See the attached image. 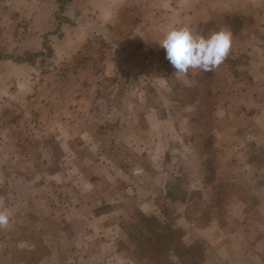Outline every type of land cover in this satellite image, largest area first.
Instances as JSON below:
<instances>
[{"label":"crops","instance_id":"1","mask_svg":"<svg viewBox=\"0 0 264 264\" xmlns=\"http://www.w3.org/2000/svg\"><path fill=\"white\" fill-rule=\"evenodd\" d=\"M101 2L0 0V118L18 111L11 105L16 100L22 108L31 95L41 98L35 90L42 84L38 72L24 54L34 52L31 55L38 57L46 47L66 53L67 30L71 44L81 48L86 43L98 58L94 61L100 53L106 54L102 59L107 60L106 67L112 51H124L118 76L121 83L128 80L135 85L136 95L130 99L157 102L156 111L152 107L128 114L134 132L142 134L132 147L152 165L157 161L142 151L160 148L166 154L162 190L152 177L154 190H160L166 205L163 211L146 212L137 203L136 232L122 222L99 225L96 221L86 223L88 230L82 235L79 222L65 215L56 218L57 209H62L58 198L62 191L55 189L58 194L52 201L53 189L33 184L28 172L14 162L9 165L0 151V199L13 214L9 227L0 230V264H264V0ZM47 21L55 24L46 27ZM183 26L205 36L230 31V54L211 72L190 70L187 76L178 73L180 79L160 77L156 74L160 66L171 67L172 73L175 69L167 59L165 64L155 56L146 60L143 53L164 52L158 43L166 31ZM66 83L54 93L56 101L68 98L79 84L76 79ZM137 83L147 85L145 93ZM71 98L85 104L78 92ZM87 99L91 103L96 98ZM7 100L13 111L2 108ZM153 114L168 136L152 129ZM172 145L183 147L182 155L175 157ZM175 189L179 196L172 199ZM64 208L68 210L66 204ZM104 208L98 210L103 220L122 217L121 204ZM163 215L173 219L165 224L167 234L154 223L162 222ZM95 236L102 246L92 253Z\"/></svg>","mask_w":264,"mask_h":264},{"label":"rangeland","instance_id":"2","mask_svg":"<svg viewBox=\"0 0 264 264\" xmlns=\"http://www.w3.org/2000/svg\"><path fill=\"white\" fill-rule=\"evenodd\" d=\"M98 1L101 2V0ZM44 22L43 19L39 21L41 28L44 27L42 26ZM54 24L55 21H47L46 27ZM67 24L68 22L64 24L65 31ZM66 32H64V37L67 38L66 47H63L66 53L60 55L55 52V49L44 47L45 49L38 57L31 55L34 52L24 54L38 72L39 81L42 84L41 89L35 88V90L36 96L41 93V98L32 99L33 95H31L32 98L29 100H23L22 108L21 101L16 100L14 104H11L9 100L4 101L2 108L11 104L18 111H14L11 115L4 114L0 118L1 156L9 160V165L14 162L16 168L28 172L33 184L40 183L43 188L53 189L55 192H53L52 201L58 194L55 189H60L62 196L59 195L58 198L62 199L60 200L62 209L61 211L57 209L56 218L65 215L67 219L79 222V225L81 224L78 227L79 233L88 230L86 223L94 224L96 221L99 225L122 222L129 226L128 230L132 229V232H136L135 228L137 229L138 226L134 222L136 215L134 208L137 203L141 202L146 212L152 209L153 211L164 210L166 204L158 193L166 182L163 172H166L167 168L166 154L160 148L158 150L146 148L142 151L148 156L152 155L157 161L152 165L148 162V157L141 156V153L134 146L132 147L133 141L139 142L142 134L134 132L135 124L129 122L132 114L128 113L137 109L142 113L153 108L152 111H156L157 102L150 98H134L140 100L138 102L130 99L135 94L132 89L135 85L132 86L128 80L121 83L118 76L120 62L125 61L124 51H112L111 63L109 67H106L107 60L102 61L103 58L105 60L106 54L100 53L99 60L94 61L98 58L92 55L87 44L83 46L79 44L81 48L71 44L68 40L70 32ZM143 54L146 60H149L150 56H155L165 64L164 52ZM171 70V67L160 66L156 74L160 77L170 75L169 77L182 78ZM196 73L199 76V72ZM72 79H76L79 84L74 85L68 98L56 101L53 97L54 93H59L61 86L65 87L66 82ZM138 86L145 93L143 90L146 91L147 85L140 83ZM139 91L140 89L138 93ZM76 92L86 105L79 99L75 102L71 98ZM90 97L96 99L91 103L87 102L89 101L87 98ZM162 103L169 104L168 101H162ZM24 109L27 110L22 111ZM54 109L58 111H53ZM60 109H66V111H59ZM7 111L13 110L8 107ZM196 111H198V105ZM151 125L159 135L163 132L168 136L166 127L162 128V121L159 122L154 114ZM143 141L151 142L149 139ZM183 150V147L171 146V151L176 152L175 157L182 155ZM153 176H156L159 183V191L156 188L154 190ZM179 192V189L172 190L170 197L177 198ZM109 203L122 205L120 219L116 217L103 220L104 215L99 217L101 213L98 210H106L104 207L109 206ZM65 204L68 210L64 208ZM160 218L162 222L154 221V223L157 224V228L159 226V231L167 234L165 227L168 221L173 222V219L165 215ZM100 246H102L101 238L95 236L92 239L91 252H96Z\"/></svg>","mask_w":264,"mask_h":264},{"label":"clouds","instance_id":"3","mask_svg":"<svg viewBox=\"0 0 264 264\" xmlns=\"http://www.w3.org/2000/svg\"><path fill=\"white\" fill-rule=\"evenodd\" d=\"M232 41V33L226 29L205 36L183 26L166 31L158 44L175 73L187 76L190 70L211 72L218 68L228 58ZM12 215L0 199V230L9 227Z\"/></svg>","mask_w":264,"mask_h":264},{"label":"trees","instance_id":"4","mask_svg":"<svg viewBox=\"0 0 264 264\" xmlns=\"http://www.w3.org/2000/svg\"><path fill=\"white\" fill-rule=\"evenodd\" d=\"M150 226V225H149ZM149 229H151V228H149ZM153 230V229H152ZM154 231H151V233L150 234H152ZM151 237H152V235H150L146 240L147 241H149L150 239H151ZM155 238L157 237V238H160V237H158V236H154ZM175 237V236H174ZM163 246H165V245H163ZM174 248V247H173Z\"/></svg>","mask_w":264,"mask_h":264}]
</instances>
